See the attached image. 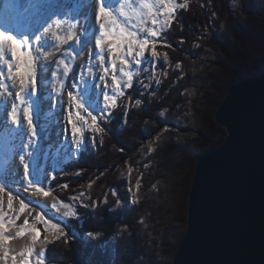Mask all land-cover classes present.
I'll return each mask as SVG.
<instances>
[{
    "label": "trees",
    "instance_id": "1",
    "mask_svg": "<svg viewBox=\"0 0 264 264\" xmlns=\"http://www.w3.org/2000/svg\"><path fill=\"white\" fill-rule=\"evenodd\" d=\"M178 2L187 7L176 9L157 46L168 60L161 55L153 69L136 77L110 122H100L106 131L96 135L95 144L88 133L78 157L56 172L54 195L75 203L79 214L65 224L85 245L71 235L67 242L54 239L45 247V264L172 263L186 233L180 209L188 200L195 161L225 137L212 114L232 85L264 71V0ZM201 122L207 124L203 133L197 128ZM181 173L185 200H173L164 189L179 186ZM64 183L67 189L59 187ZM89 232L99 235L93 239Z\"/></svg>",
    "mask_w": 264,
    "mask_h": 264
},
{
    "label": "snow or ice",
    "instance_id": "2",
    "mask_svg": "<svg viewBox=\"0 0 264 264\" xmlns=\"http://www.w3.org/2000/svg\"><path fill=\"white\" fill-rule=\"evenodd\" d=\"M91 2L98 31L92 37L95 51L91 47H87V64L91 65L93 59L98 61L97 67L102 72L99 81L103 83V89H100V84H96L99 91L93 92L88 86L83 73L79 75L76 81L71 83V90L65 89V81L72 71V64L65 59H59L56 62L55 69L51 72L52 91L55 96L52 100L53 107L57 103H64L66 92L67 106L64 108L66 127L64 132L73 143L74 152L72 155L74 157L84 148L85 131L93 134L90 138L92 144H95L97 134L106 131L100 122H110L113 109L118 107V99L125 96L126 89L133 87V79L136 73L132 65L134 64L137 69L141 65L151 64L155 66L157 58L161 55L164 61L168 60L167 53L161 54L157 51L156 38L159 37L160 31L172 22L176 9L187 7L186 3L178 5L176 0H155V10L153 6L145 3L143 9L147 10L146 13L143 10L137 13L133 10L130 0H123L116 11L113 10L110 0H91ZM87 3L88 0H83L82 4L75 9L77 15H80L87 8ZM160 15L164 17L163 22L157 19ZM134 17H139L137 23L131 22ZM147 20L151 21L153 27L146 26ZM77 29V21H70L67 18L61 19L54 11L48 20L40 24L31 35L25 33L17 36L13 31L0 29V69L6 66L7 70L6 73L0 70V98L7 105L6 124L16 130L23 129L21 133L23 151L18 156L24 181L22 191L29 193L31 197H51L55 201L50 206L51 210L59 213L62 218H78L79 214L72 205L64 203L62 200H56L53 190L50 187H45V184L56 179V176L46 172L44 168L41 179L37 180L32 174L31 164L35 157L33 149L39 139L36 113L40 111L41 105L38 96L40 91V60L41 57L47 60L54 54L48 50L47 38L54 37L55 41L58 42L54 46L57 47L69 42L80 45L81 36L87 33ZM61 32L64 33L63 36H61ZM141 32L146 33V36L152 39L142 37ZM164 47H168V45L165 44ZM146 53L150 54L151 60L145 58ZM83 54L81 52L79 55L82 57ZM63 55L71 57L72 60L77 58V53L71 49L65 51ZM176 68H180V64H176ZM87 72L91 76L93 68L91 66L87 67ZM5 81H10V84ZM144 87L147 88L148 85L145 84ZM85 92L89 94L91 107L86 108L84 105L83 96ZM128 98L131 100V96ZM44 99H48V97ZM135 104L140 105L141 100L136 99ZM164 111H167V109ZM164 111L159 113L160 116H164ZM164 131H167V129ZM156 139L159 140L160 137L158 136ZM149 151H154L151 145H149ZM131 171L132 169L129 168V173ZM76 174L79 175L80 173L77 172ZM59 187L67 189L68 184L64 183ZM89 187H91V184H89ZM139 187L140 181L137 180L136 188L139 189ZM19 191H21L20 188L17 189V192ZM128 191L131 192V188ZM5 192H7V208L9 211L13 210L14 200L19 202L17 215L7 221L2 211V195ZM112 194L115 196L116 192L113 191ZM80 196H84V193H80ZM71 199L75 201L78 197L72 196ZM132 202L135 203V201ZM121 203L119 199L116 201L118 206ZM81 206L88 207V205L83 204ZM46 207L47 205L41 206L40 210L37 211L35 204L26 201L6 187L0 186V264H33L31 257L37 243L39 242L42 245L46 242H52L47 237L41 240L40 229L37 228L35 223H30L29 220L25 219L23 225L16 231L15 236H29L31 245L20 251L18 255L10 254L8 245L13 237L8 236L6 233L15 223V220L19 219V216L24 214L26 210L30 213L35 212V221L43 224L45 233L53 234L56 240L63 238L67 242L68 233L65 231L64 226L47 215ZM62 209L64 211H61ZM98 235L99 233H88V236L93 239ZM44 255L43 251L39 252L35 264H45Z\"/></svg>",
    "mask_w": 264,
    "mask_h": 264
},
{
    "label": "water",
    "instance_id": "3",
    "mask_svg": "<svg viewBox=\"0 0 264 264\" xmlns=\"http://www.w3.org/2000/svg\"><path fill=\"white\" fill-rule=\"evenodd\" d=\"M215 121L226 136L197 160L171 264H264V71L230 88Z\"/></svg>",
    "mask_w": 264,
    "mask_h": 264
},
{
    "label": "rangeland",
    "instance_id": "4",
    "mask_svg": "<svg viewBox=\"0 0 264 264\" xmlns=\"http://www.w3.org/2000/svg\"><path fill=\"white\" fill-rule=\"evenodd\" d=\"M176 3L178 5H180L178 0H176ZM152 4L154 7L155 6V0L152 1ZM154 10H155V7H154ZM161 11H163V10L161 9ZM157 19H159L161 22H163L164 17L162 15H160L157 17ZM138 20H139V17H138ZM4 22H6V21H4ZM146 26L147 27H153L150 20L146 21ZM166 27H164L160 31L159 37L156 38L157 46L161 43L160 42L161 32ZM3 29L13 31L17 36H21V35L27 33L25 30H19L16 28L18 31L21 32V33H19L15 30V28L13 26H11L9 24H5V27H3ZM32 31H35V28L33 29V27H32ZM140 35L142 37L152 39L151 37H147L146 33L141 32ZM145 58L147 60H151L150 54L146 53ZM86 61H88V59ZM40 62H42V61H40ZM85 62H84V64H85ZM84 64L82 65V66H84L82 68V73L84 76H86V81H87V84L90 87V89L93 92L99 91L96 88V84H100V89H103V83L99 81V76L102 74V72L97 67L98 63H95L91 66L93 68V74L91 76H89L88 72H87V67H89V64H86V65H84ZM42 66H45V64L42 63ZM53 67H55V65ZM132 68L136 73L134 75V79H135L136 77L140 76L144 72L153 69L154 66L151 64L141 65V67L139 69H137L136 66L133 64ZM145 68L147 70H144ZM5 69H6V66L3 67V71H5V73H6L7 70H5ZM47 74L50 75L48 70L44 69L43 67L40 66V69H39L40 91L39 92L41 93L42 96H41V100H40L41 101L40 111L36 113V124H37V132H38L39 139L37 140L36 146L33 149L35 157L33 158L32 164H31L32 174H33L34 178L37 180L41 179V173H42L44 168H45L46 172L56 175V172H59V170H61L62 166H64L68 161L77 158L79 153H80L79 152L75 157L72 155L74 152L73 143H72L70 137L67 136L64 132V129L66 127V120H65L66 114L64 112V108L67 106L66 105V100H67L66 92L64 94V103L63 104L57 103L56 106L53 107L52 100H53V98H55L54 93L52 91L53 81H52V79H50L49 81L44 82L45 81V75H47ZM79 75L80 74H76V73H73V75H69V78L65 81V89L71 90V87H70L71 83L76 81L78 79ZM134 79H133V81H134ZM5 82L10 84V81H5ZM109 83H110V81H109ZM126 91H127V89L125 90V92ZM38 96H39V94H38ZM45 97H48V99H44ZM39 99H40V96H39ZM100 99L102 100V97ZM45 101H48V102L45 103ZM83 102H84V105L86 108L91 107L88 92H85V94L83 96ZM44 103H45V106H43ZM220 104H219V106H220ZM213 106L214 105L212 104V112H213V108H214ZM219 106L215 109V113L212 114V120L214 121V123L216 125H217V123L215 121V114H216V111L218 110ZM6 112H7V105H5L3 99L0 98V186L6 187L9 191L14 192L16 195L20 196L21 198L25 199L26 201L35 204L37 211L40 210L41 206L47 205V207L45 208L47 215L52 217V219L54 221L61 223L64 226L65 231L67 233L69 231L68 235H71L73 239L77 240L84 247V245H85L84 241L82 239H80V237H79V239H77V237H75V233L72 232V229L65 224V221L71 217H63L62 218L59 213H55L54 210H51L50 206L53 202H55V201H53V199L51 197H49V198L31 197L29 195V193H25L22 191L24 181L22 178V175H23L22 174V168L20 167L19 162H18V156L23 151L22 147H21V145L23 143V141L21 139V133L23 132V129L16 130V129L11 128V126L7 125L6 124ZM56 114H58V115H56ZM56 116H58L56 123L49 121L50 118L51 119H52V117L56 118ZM201 123H202V125L201 126L198 125L197 128L200 127V130L203 133L205 131L204 128H207V124H206V122H201ZM222 130H223V133L222 134L220 133L221 136L223 134L226 136L225 130L224 129H222ZM177 131L180 133H183V128L177 127ZM88 133H90V132L85 131V137ZM193 135L194 136L192 137V139H194V140L197 139V137H199V134L197 132L194 133ZM152 141H153V139H152ZM199 156H198V158H199ZM198 158H197V160H198ZM197 160L195 161L193 172L195 171V166H196ZM193 177H194V173H193ZM46 179H47V177H46ZM177 180L178 181H176L175 184H178L179 181L184 183V174L181 173L178 176ZM52 182H53V180H50L48 183L45 184V187L51 188ZM192 182H193V180H192ZM171 184L174 185L173 182ZM18 188H20L21 191L17 192ZM187 188H189L188 185H187ZM191 188H192V184H191ZM183 190H184V188H182V185L180 184L179 186H177V187L175 186L173 188L166 187L164 189V194L167 193L169 198H173V200H181L182 198H184V200H185V195L184 196L182 195ZM190 192H191V190H190ZM190 192L188 195L187 203H185V201H181L182 205H181V209H180V216L183 215L185 217V220H186V230H187V226H188V207H189ZM53 195H54V193H53ZM2 199H3L2 211H3V214L5 216V220L7 221V220H9V219H11L17 215L18 209H19V202H18V200H14L13 210L9 211L7 208V192H5L2 195ZM56 200H59V199L56 197ZM37 201H38V203H37ZM67 204H69V203H67ZM171 204H174V203H171ZM187 204H188V206H187ZM69 205L76 207L75 203H70ZM183 206H185V207H183ZM170 209L172 212L177 211V209L176 210L173 208H170ZM61 211H64V210L62 209ZM25 219L29 220L30 223H35L37 228L40 229V231H41L40 239L41 240H44L45 237H47L51 241H53L55 239V236L53 234L45 233L43 231L44 226L42 223L35 221V212L30 213L28 210H26L24 214H21L19 216V219L15 220V223L9 228L8 232L6 233L8 236L13 237V239L9 242V245H8V247L10 249V254L18 255V253L20 251L24 250L26 247L31 245V240H30L29 236H27V235H25L23 237H16L15 236L16 231H18L19 227L23 225V221ZM88 240H90V239L88 238ZM48 244L49 243H47V242L42 244V245L39 242L37 243V245L35 246V249H34L33 256L31 257L33 264H35V261L38 258L39 252L43 251L45 253V247ZM175 254H176V252H175ZM175 254H174V256H175Z\"/></svg>",
    "mask_w": 264,
    "mask_h": 264
},
{
    "label": "bare ground",
    "instance_id": "5",
    "mask_svg": "<svg viewBox=\"0 0 264 264\" xmlns=\"http://www.w3.org/2000/svg\"><path fill=\"white\" fill-rule=\"evenodd\" d=\"M152 1L153 0H130V3L133 7V10L137 13L141 12L142 10L146 13L147 10L143 9V5L147 3L149 6H153ZM82 2L83 0H46V2H43V0H0V29H3L5 24H9L13 26L17 32L21 33L17 29L25 30L29 35H31L33 32L32 27L36 30L40 24H43L46 20H48L49 16H51L52 12L54 11L61 19L67 18L70 21H77V30L87 33L81 36L80 45H76L74 42H69L68 44H61L57 47L54 46L58 43L55 41L54 37L50 36L47 38L49 45L48 50L54 54L47 60L41 57V67L47 69L50 74H47L48 76L45 75L44 82H47L51 79V72L55 68L53 66L56 65V62H58L59 59H65L72 64V71L69 75H73V73L81 74L82 68L84 67L82 65L88 59L87 47H91L93 51H95L94 39H92V37L97 34L98 29L95 24L94 13L92 11V2L91 0H88L87 8H85L80 13V15H77L75 9L80 6ZM122 2L123 0H110L114 11L118 9L119 4ZM52 6L55 7L53 8ZM37 21H39V23H37ZM131 22L137 23L138 17H134ZM60 34L61 36L64 35L63 32ZM69 49L77 53V58L75 60H72L71 57L63 55V53ZM81 52L84 53L82 57L79 55ZM42 63H44L45 66H42ZM95 63H98V61L93 59L91 65L89 66H92ZM86 64L87 61L84 65ZM0 70H3V68ZM84 78L86 80V76H84ZM39 96L41 100L42 95L40 92ZM48 101H45V103ZM45 103L43 106H45ZM57 118L58 116H56V118L52 117V119L50 118L49 121L56 123Z\"/></svg>",
    "mask_w": 264,
    "mask_h": 264
}]
</instances>
